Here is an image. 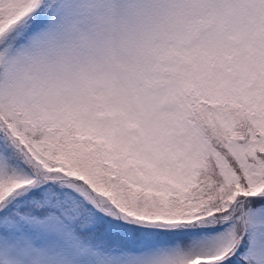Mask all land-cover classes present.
<instances>
[{
	"label": "snow or ice",
	"instance_id": "6c2138e0",
	"mask_svg": "<svg viewBox=\"0 0 264 264\" xmlns=\"http://www.w3.org/2000/svg\"><path fill=\"white\" fill-rule=\"evenodd\" d=\"M0 264H264V0H0Z\"/></svg>",
	"mask_w": 264,
	"mask_h": 264
}]
</instances>
